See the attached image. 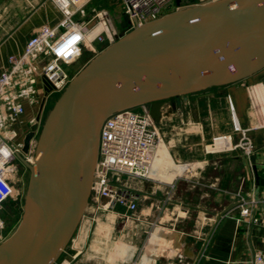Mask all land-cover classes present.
<instances>
[{
  "label": "water",
  "instance_id": "water-1",
  "mask_svg": "<svg viewBox=\"0 0 264 264\" xmlns=\"http://www.w3.org/2000/svg\"><path fill=\"white\" fill-rule=\"evenodd\" d=\"M127 24L72 78L46 116L35 150L39 174L27 165L23 214L0 243V264H52L71 240L87 206L107 115L147 104L156 123L165 100L180 110L189 94L264 67V0H208L143 25ZM33 137L31 126L23 153Z\"/></svg>",
  "mask_w": 264,
  "mask_h": 264
},
{
  "label": "crops",
  "instance_id": "crops-1",
  "mask_svg": "<svg viewBox=\"0 0 264 264\" xmlns=\"http://www.w3.org/2000/svg\"><path fill=\"white\" fill-rule=\"evenodd\" d=\"M60 21L51 0H0V72L39 27ZM196 94L208 100L206 120L187 123L188 114L180 116L178 127L162 128L150 175L127 176L138 197L135 210L94 211L89 202L70 255L80 257V264H247L264 250V67ZM34 107L27 106L24 115ZM177 113L162 116L158 125ZM235 122L252 144L254 163L234 147L242 136ZM217 140L222 148H207ZM243 206L249 213L240 217Z\"/></svg>",
  "mask_w": 264,
  "mask_h": 264
},
{
  "label": "built area",
  "instance_id": "built-area-1",
  "mask_svg": "<svg viewBox=\"0 0 264 264\" xmlns=\"http://www.w3.org/2000/svg\"><path fill=\"white\" fill-rule=\"evenodd\" d=\"M51 1L61 12L59 24L39 27L26 41L18 57L8 56L7 67L0 72V209L14 193L10 181L15 174L14 161L20 157L22 149L18 139L23 124L20 119L27 106L37 105V85L42 83L46 92L64 91L74 77L65 68L80 61L85 50L94 51L95 42L107 47L118 36L108 9L91 4L92 0ZM120 2L131 27L159 19L173 4V0ZM141 106L142 113L134 112L133 107L110 113L99 128L97 159L89 195L94 211H108L115 206L126 211L136 208V192L119 182L124 175L147 178L152 172L158 145L155 122L149 116L147 106ZM234 128L242 133L234 147L242 150L244 158L249 161L252 144L236 122ZM110 174L115 176L116 182ZM103 197L107 201L101 204ZM248 213V207H241L240 217ZM4 228L0 217V241L13 232L6 233ZM247 264H264V250L255 251Z\"/></svg>",
  "mask_w": 264,
  "mask_h": 264
},
{
  "label": "rangeland",
  "instance_id": "rangeland-1",
  "mask_svg": "<svg viewBox=\"0 0 264 264\" xmlns=\"http://www.w3.org/2000/svg\"><path fill=\"white\" fill-rule=\"evenodd\" d=\"M99 1V2H98ZM205 1L208 0H179V6L176 7V0H173V4L170 7V10L176 9V8H184L187 7V5H191V4H200V3H204ZM95 2H97V4H95L96 6H99L101 8H103V6H106L109 12L110 17H112V22L116 28V31L118 32L121 28L126 27L127 25V17H125L124 13H123V7L122 4L120 2V0H113V4L112 6H107L106 4V0H102V2L105 3H100V0H96ZM95 2L91 3L94 4ZM168 11V12H169ZM124 31H127V29H125ZM105 45L103 44H99L97 42H95L94 44V51H84L83 52V56L81 57L80 61H78L77 63L70 65V67H66L65 69L70 73L73 74L75 73V70L79 67L78 65H81L77 70V72L75 74H73L74 76L87 64V62L92 59L94 56L98 55L100 53V51H102L105 47ZM37 107H34V109L29 108V111H33L32 113L29 112V114L26 115H30V117L27 119L26 115H22L21 119H23V121H25V125H23V129L26 131V129H29L30 126H37L36 128V134L33 137L31 144L29 145V148L27 150L26 153L22 152L21 149V153L19 158H16V160L14 161V164L16 165V169L14 171V178L10 181V185L11 188L13 190V195L12 197L8 198L6 200V202H4L2 204V208L0 209V217L2 219V222L5 226L4 228V232L7 233L8 232H14L17 227L19 226V222L21 220L22 214H23V203H24V198L27 192V183H28V179L30 177L31 174V170L29 169V167L27 165L31 166V169L33 167H35V161L38 155H36L35 150H36V144H37V140H38V134L42 128V125L44 124V120L46 118V116L48 115V113L51 111V109L54 107V103L55 101L59 98V96L62 94L63 91H54V92H46L42 83L37 85ZM44 98V103H43V107L41 109V104H39L40 99ZM189 100L190 103L187 104V106L184 108L183 106L180 109V113L175 114L173 116V119L170 121L168 119H164L161 121V124L158 125L157 123L155 124L156 129H157V135L158 137L161 134L162 128H172V127H178V125L181 123L182 124V118H180V116H185V115H190V120L187 121V123H194L195 121H199V120H206V116L208 113V100L198 97V95L195 93L194 95H190L189 96ZM166 104H168L166 102ZM165 104V106H166ZM145 106L148 107L147 104H145ZM40 107V108H39ZM40 112V118L38 121V124L36 123V121L33 120L30 122V118L34 116L35 112L36 115ZM132 110L136 113H142V106L141 104H139V106H135L132 108ZM184 123V122H183ZM28 127V128H26ZM16 128L18 129L19 126L16 125ZM23 131V132H25ZM30 131V130H29ZM21 137H18L19 141L22 143L23 141V136L22 134L20 135ZM23 158V160H21ZM34 159V160H33ZM110 177H113L112 179L115 181V176L110 174ZM128 179L127 176H122L121 177V181L119 182L120 184H126V180ZM116 182V181H115ZM90 202V199H88L87 201V206L83 212V215H87V213L89 212L90 209V205H88ZM117 209L121 210L120 206L117 207ZM123 210V209H122ZM82 215V216H83ZM81 216V218H82ZM80 218V219H81ZM79 225V224H78ZM78 227V226H77ZM12 232V233H13ZM5 233V234H6ZM75 234V232H74ZM72 235V237L70 238L71 240L68 242V244L63 248V250L60 252V254L58 255V258L52 263V264H80V257L79 258H73V256L71 257L70 255L72 254V248H74V237L75 235ZM4 237V236H3ZM3 240H1L2 242ZM0 242V243H1ZM102 264H107L106 262H102Z\"/></svg>",
  "mask_w": 264,
  "mask_h": 264
},
{
  "label": "flooded vegetation",
  "instance_id": "flooded-vegetation-1",
  "mask_svg": "<svg viewBox=\"0 0 264 264\" xmlns=\"http://www.w3.org/2000/svg\"><path fill=\"white\" fill-rule=\"evenodd\" d=\"M128 25V24H127ZM127 25H126V27H124V28H121L118 32H117V34H119L120 33V31H124L126 28H127ZM79 67L81 66V65H78ZM78 67V68H79ZM77 68V69H78ZM75 70V73L78 71V70ZM74 74V73H73ZM72 75V74H71ZM166 102L168 103V104H166ZM165 104H166V106H165ZM165 104H164V106H163V108H162V110H163V113H164V115L163 116H166L167 114H169L170 112H173V111H175V110H172V107H171V103L168 101V100H165ZM39 118H40V114L38 115V120H37V118H35V121H36V123L38 124V121H39ZM161 119H162V117H161ZM160 119V120H161ZM159 120V121H160ZM157 124H158V122H156ZM155 123V124H156ZM34 127V136H35V134H36V128H37V126H33ZM29 130H31V126L29 127V129H26V131L25 132H22L21 134H23L22 136H24V134L25 133H27V132H29ZM19 156H20V154H19ZM21 157V156H20Z\"/></svg>",
  "mask_w": 264,
  "mask_h": 264
},
{
  "label": "bare ground",
  "instance_id": "bare-ground-1",
  "mask_svg": "<svg viewBox=\"0 0 264 264\" xmlns=\"http://www.w3.org/2000/svg\"><path fill=\"white\" fill-rule=\"evenodd\" d=\"M90 37V36H89ZM223 145H224V143L221 141V140H217V141H215V143H214V145H213V147H210V146H208L207 148H210V149H212V150H218V149H220V148H222L223 147ZM39 157H40V155L39 156H37V158H36V161H35V167H33L32 168V171L35 173V174H39V169L36 167V162L39 160ZM34 160V159H33ZM154 163V162H153ZM139 182V181H138ZM116 224V223H115ZM100 237V236H99ZM121 251V250H120ZM110 252V251H109ZM112 253V252H111Z\"/></svg>",
  "mask_w": 264,
  "mask_h": 264
},
{
  "label": "trees",
  "instance_id": "trees-1",
  "mask_svg": "<svg viewBox=\"0 0 264 264\" xmlns=\"http://www.w3.org/2000/svg\"><path fill=\"white\" fill-rule=\"evenodd\" d=\"M171 7V6H170ZM170 9V8H169ZM169 9L166 11V13H168ZM170 12V11H169Z\"/></svg>",
  "mask_w": 264,
  "mask_h": 264
}]
</instances>
